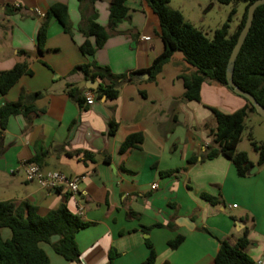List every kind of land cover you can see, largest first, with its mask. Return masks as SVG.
<instances>
[{"label": "crops", "instance_id": "obj_1", "mask_svg": "<svg viewBox=\"0 0 264 264\" xmlns=\"http://www.w3.org/2000/svg\"><path fill=\"white\" fill-rule=\"evenodd\" d=\"M111 1L0 0V71L24 60L22 50L29 52L33 71L7 93L0 92V106L17 101L23 92L41 94L36 111L12 115L4 129L0 124V201L29 202L40 215L66 202L88 223L76 234L80 262L41 242L51 264H142L151 253L149 244L156 252L154 264H216L221 240L235 243L246 228L251 240L247 252L257 264L264 255V167L258 166V155L252 157L253 149L238 144L258 166L247 176L225 155L201 160L212 145L206 125L216 127L208 106L232 113L246 99L205 81L200 101L184 100L182 76L198 69L182 51L174 52L155 78L140 72L138 79L121 86L116 99L99 98L78 66L96 62L115 73L146 70L165 47L159 16L147 0H126L128 15L114 28ZM57 2L68 5L72 31L51 17L45 50L39 53L42 14ZM95 10L111 35L95 54H84L80 46L86 37L79 27ZM70 88L83 96L91 90L94 104L81 105ZM111 120L118 124L114 134L109 132ZM259 127L264 131V121L252 113L242 139L247 132L264 141ZM132 134H141L142 143L121 151ZM38 154L44 169L84 175L79 191L46 189L27 180L22 164ZM192 158L197 160L189 162ZM203 193L219 196L223 203L213 205ZM0 232L4 239L12 237L10 228ZM179 235L184 240L172 248L169 242Z\"/></svg>", "mask_w": 264, "mask_h": 264}, {"label": "trees", "instance_id": "obj_2", "mask_svg": "<svg viewBox=\"0 0 264 264\" xmlns=\"http://www.w3.org/2000/svg\"><path fill=\"white\" fill-rule=\"evenodd\" d=\"M79 1L94 4L98 0ZM147 1L159 16L160 36L164 42V51L146 70L115 73L109 66H102L96 62L78 66L88 80H102L99 87L94 90L97 96L116 99L120 94L121 86L138 79L137 74L140 72H149L151 78H155L176 51H182L187 61L198 69L191 75L182 76L185 86L184 100L200 101L201 87L205 81L218 82L234 92L233 88L228 85V63L239 34L246 23L248 7L255 0H217L222 4L244 2L245 8L233 32L230 28L233 16L237 13L236 7L232 8L228 19L215 30L213 38L207 37L200 28L186 20L181 10L172 8L171 0ZM109 10L110 23L114 28L128 15L126 0H112ZM51 17L57 18L67 33L72 31L68 5L62 2L52 4L44 15V21L38 31L39 53L45 50ZM79 28L86 37L80 46L84 54H95L111 35L107 27L98 22L96 10L80 24ZM91 37L95 39V43H92ZM20 54L25 56L24 60L18 62L12 69L0 71V92L2 94L7 93L23 75L33 73L28 61L29 52L22 50ZM233 78L239 87L253 94L264 106V4L256 10L251 30L236 59ZM69 92L81 105L85 102V97L76 88H70ZM142 94L145 96L144 92ZM40 95V93L26 94L23 92L17 101L6 102L0 106L2 129L6 127L12 115L29 114L36 111L35 101ZM245 99L246 105L232 113H225L216 107L208 106L216 120V127L210 128L206 125L208 134L212 138V145L201 156V160H207L225 155L232 160L241 176L249 175L254 164L247 151L238 149V144L246 129L248 117L252 113H257L251 102ZM117 125L115 120L109 122L110 134L116 132ZM249 136L253 149L258 153V166L264 167V141L257 140L252 133ZM142 141L141 134H132L122 144L121 151L136 147ZM84 153L86 157L93 158L91 153L87 151ZM42 158V155L38 154L31 161L41 164ZM196 160L197 158H192L189 162ZM202 197L213 205L223 203V199L219 196L203 193ZM86 226L88 223L83 221L79 215L71 212L66 202H62L46 215H40L38 207L29 202L17 205L12 201H0V229L7 227L12 231L10 239H4L0 232V264H51L41 242L50 243L54 250L67 260L80 262L81 250L76 234ZM249 234L250 229L246 228L235 243L227 239L221 240L216 255V264H256L247 252L251 243ZM54 235H59L60 238L52 243L51 238ZM183 240L184 236L179 235L171 240L169 245L177 248ZM149 245L151 253L142 264L155 263L156 252L151 244ZM115 256L116 252L112 251L111 259Z\"/></svg>", "mask_w": 264, "mask_h": 264}, {"label": "rangeland", "instance_id": "obj_3", "mask_svg": "<svg viewBox=\"0 0 264 264\" xmlns=\"http://www.w3.org/2000/svg\"><path fill=\"white\" fill-rule=\"evenodd\" d=\"M170 6L181 10L186 20L193 22V24L200 28L207 37L213 38L215 30L228 19L233 7L237 8V13L233 16V20L231 21L230 31L233 32L236 29L244 11L245 3L222 4L217 0H171ZM255 115L264 121V118L258 113H255ZM258 131L264 132L262 127H259ZM240 143L242 148L248 149L250 152L253 149L250 136L247 132H245ZM256 153L251 156L256 157L258 155V153Z\"/></svg>", "mask_w": 264, "mask_h": 264}, {"label": "built area", "instance_id": "obj_4", "mask_svg": "<svg viewBox=\"0 0 264 264\" xmlns=\"http://www.w3.org/2000/svg\"><path fill=\"white\" fill-rule=\"evenodd\" d=\"M16 4V7H20ZM45 14H42L44 16ZM149 37H147L148 39ZM85 103L92 105L95 102V95L90 90L85 94ZM22 171H24L27 180L36 181L40 186L46 189H67L72 193L79 191V185L85 178L82 174L68 175L59 170L44 169L39 163L34 161H25L22 164ZM157 184L154 183L152 188H156ZM236 206V205H234ZM257 264H264V255L257 260Z\"/></svg>", "mask_w": 264, "mask_h": 264}, {"label": "water", "instance_id": "obj_5", "mask_svg": "<svg viewBox=\"0 0 264 264\" xmlns=\"http://www.w3.org/2000/svg\"><path fill=\"white\" fill-rule=\"evenodd\" d=\"M262 4H264V0H255L248 7V15H247L246 23H245L243 29L241 30V32L239 34L238 40H237L236 45L232 51V54H231V57H230V60L228 63L227 79H228V85L233 88L234 92L237 93L238 95H241V96L247 98L251 102V104L255 107L256 112L264 118V106L256 99V97L253 94H251V93L243 90L241 87H239L235 83L234 78H233V70L235 67L236 59H237V57H238V55L242 49V46H243V44H244V42H245V40H246L250 30H251V27H252L253 22H254L256 10ZM144 75L146 77H149L150 73L146 72V73H144ZM98 85H99V82L96 80H94V81L89 80L87 82V87L94 89V90H96L98 88ZM257 170H258V166L253 165L250 169V174L256 172ZM59 238H60L59 235H54L51 238V242L53 243V242L57 241Z\"/></svg>", "mask_w": 264, "mask_h": 264}]
</instances>
